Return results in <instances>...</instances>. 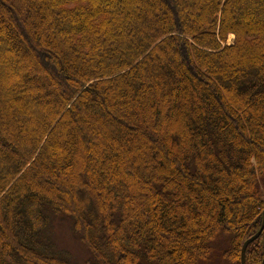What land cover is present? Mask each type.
Here are the masks:
<instances>
[{"label":"trees","instance_id":"16d2710c","mask_svg":"<svg viewBox=\"0 0 264 264\" xmlns=\"http://www.w3.org/2000/svg\"><path fill=\"white\" fill-rule=\"evenodd\" d=\"M263 209L264 0H0V264H77L55 219L80 264H240Z\"/></svg>","mask_w":264,"mask_h":264},{"label":"rangeland","instance_id":"374dc122","mask_svg":"<svg viewBox=\"0 0 264 264\" xmlns=\"http://www.w3.org/2000/svg\"><path fill=\"white\" fill-rule=\"evenodd\" d=\"M233 40H234V35L232 34L228 35L226 44L227 45L232 44ZM47 234L53 240L55 246L60 251L64 252L72 262L80 264L83 263L82 261L88 258V254H87L88 252L85 251L84 247L78 242V240H76V238L72 236V233L69 229V225L66 221L61 219H55V221L52 222L51 227L48 229ZM216 242L217 243H215V246L219 251L221 248H223L222 246L224 245L219 241ZM216 253L218 254L219 252ZM211 264H227V263L223 262L222 260H219L218 255L215 254ZM245 264H251V263L248 261V263Z\"/></svg>","mask_w":264,"mask_h":264},{"label":"water","instance_id":"95a60500","mask_svg":"<svg viewBox=\"0 0 264 264\" xmlns=\"http://www.w3.org/2000/svg\"><path fill=\"white\" fill-rule=\"evenodd\" d=\"M263 229H264V209H263V212H262V222H261V226H260L259 230L256 232L255 235H253L252 237H250L249 239H247L242 244L241 251H240V264H245L244 254H245L246 247L251 242H253L254 240H256L260 236V234L262 233V230ZM259 264H264V253H263L262 259H261V261H260Z\"/></svg>","mask_w":264,"mask_h":264}]
</instances>
